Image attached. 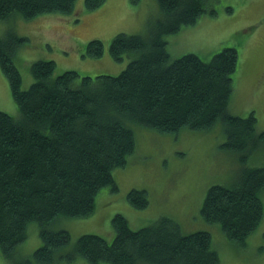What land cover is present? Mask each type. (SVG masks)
Returning <instances> with one entry per match:
<instances>
[{"label": "trees", "instance_id": "1", "mask_svg": "<svg viewBox=\"0 0 264 264\" xmlns=\"http://www.w3.org/2000/svg\"><path fill=\"white\" fill-rule=\"evenodd\" d=\"M104 1L84 0L85 8L95 10ZM75 2L0 0V20L70 15ZM157 3L162 16L148 25L147 35L118 32L112 37L108 53L113 60L138 53L115 75H81L72 69L54 75L55 61L39 59L30 65L33 81L22 89L13 58L29 39L11 27L0 37V69L19 112L14 117L0 110V251L12 264L51 263L55 252L70 241L69 231L51 229V222L60 215L90 216L102 191L115 194L118 184L112 172L124 167L136 150L128 122L167 133L184 127L208 130L221 121V146L237 151L242 165L231 185L208 187L200 215L208 223H218L225 237L238 244L262 219L264 166L242 161L264 144V131H256L253 112L240 116L228 110L237 47L225 46L209 59L193 52L169 59L173 35L202 14L216 11L207 0ZM103 52V42L91 39L83 55L99 58ZM126 200L138 209L149 202L147 191L137 188L127 191ZM31 221L38 223L42 244L31 257L15 258L14 248ZM111 223V241L83 233L58 257L80 256L90 264H219L207 230L183 234L165 215L138 229L118 213Z\"/></svg>", "mask_w": 264, "mask_h": 264}, {"label": "rangeland", "instance_id": "2", "mask_svg": "<svg viewBox=\"0 0 264 264\" xmlns=\"http://www.w3.org/2000/svg\"><path fill=\"white\" fill-rule=\"evenodd\" d=\"M207 4L215 9V14L204 13L194 24L182 27L173 35L168 44L169 59L185 52L209 59L223 47L235 45L239 59L232 74L228 110L240 116L253 112L256 131H264V0H207ZM228 8L232 9L230 13ZM161 16L157 0H105L95 10H87L84 0H76L70 15L45 14L33 19L16 16L0 20V37L10 27L28 37L29 41L13 58L21 74V88L26 89L33 81L30 65L39 59L55 61L54 75L69 69L81 75L118 74L138 53L126 54L121 61L113 60L108 53L112 37L118 32L147 35L148 25ZM91 39L103 42L104 52L99 58L83 55ZM0 110L14 117L19 114L1 69ZM127 125L134 132L136 150L124 167L112 172L118 190L108 195L102 191L90 216L60 215L51 222V229L68 230L70 241L55 252L48 264H90L80 256L73 260L60 258L58 252L70 250L83 233L98 234L111 241L114 237L111 220L117 213L127 219L132 229L149 225L165 215L179 224L183 234L207 230L212 235L219 264H264V214L243 244L227 239L218 223H208L200 215L208 187L231 185L242 165L237 151L221 146L225 140L223 123L219 121L208 130L184 127L167 133L134 122ZM242 162L251 167L264 166V144ZM131 188L147 191L146 208L138 209L127 202L126 193ZM260 196L264 203V188ZM41 244L38 223L31 221L13 255L31 257ZM0 264H12L1 251Z\"/></svg>", "mask_w": 264, "mask_h": 264}]
</instances>
